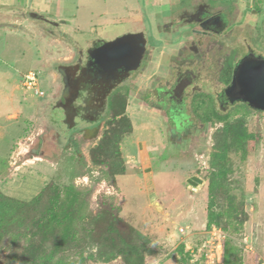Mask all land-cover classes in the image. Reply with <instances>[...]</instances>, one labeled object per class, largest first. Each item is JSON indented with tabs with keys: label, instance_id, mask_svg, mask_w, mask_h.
Instances as JSON below:
<instances>
[{
	"label": "rangeland",
	"instance_id": "obj_1",
	"mask_svg": "<svg viewBox=\"0 0 264 264\" xmlns=\"http://www.w3.org/2000/svg\"><path fill=\"white\" fill-rule=\"evenodd\" d=\"M11 1L0 0V191L28 202L48 185H73L89 220L111 209L131 227L136 248L117 254L80 227L76 249L57 264H264V113L197 121L190 135L171 137L170 121L129 97L114 105L96 139L84 140L82 119L68 130L56 104L57 67L74 53L52 35L108 38L139 28L137 10L156 9L150 0ZM28 12L58 25L24 21ZM29 69L42 95L22 87ZM235 134L246 140L235 143ZM192 175L203 182L188 183ZM221 181L222 206L213 207L221 214L208 227L212 187ZM7 244L0 234V264Z\"/></svg>",
	"mask_w": 264,
	"mask_h": 264
},
{
	"label": "flooded vegetation",
	"instance_id": "obj_2",
	"mask_svg": "<svg viewBox=\"0 0 264 264\" xmlns=\"http://www.w3.org/2000/svg\"><path fill=\"white\" fill-rule=\"evenodd\" d=\"M148 3L156 10L147 15L137 10L133 20L139 28L133 31L121 29L99 40L52 35L74 53L57 67L62 87L55 99L68 130L80 117L77 131L84 140L96 139L114 105L127 104L129 97L170 121L171 137L190 135L197 121L205 125L226 121L233 112L264 113L229 91L244 58L264 57L260 0ZM38 18L58 25L41 14Z\"/></svg>",
	"mask_w": 264,
	"mask_h": 264
},
{
	"label": "trees",
	"instance_id": "obj_3",
	"mask_svg": "<svg viewBox=\"0 0 264 264\" xmlns=\"http://www.w3.org/2000/svg\"><path fill=\"white\" fill-rule=\"evenodd\" d=\"M233 140L238 143L246 138L235 134ZM222 193V181L214 183L208 227L213 216L221 214L213 212V207L222 206ZM81 198L73 185H48L28 202L0 191V234L8 237L4 264H57L59 255L76 249L80 227L117 254L136 249L130 244L131 227L117 213L106 208L89 220ZM229 208L235 209L232 205ZM86 223L88 226H84Z\"/></svg>",
	"mask_w": 264,
	"mask_h": 264
},
{
	"label": "water",
	"instance_id": "obj_4",
	"mask_svg": "<svg viewBox=\"0 0 264 264\" xmlns=\"http://www.w3.org/2000/svg\"><path fill=\"white\" fill-rule=\"evenodd\" d=\"M30 15L38 18L39 14ZM235 69L234 79L229 91L255 109L264 110V57L248 56ZM187 182L196 186L203 180L198 176H191Z\"/></svg>",
	"mask_w": 264,
	"mask_h": 264
},
{
	"label": "built area",
	"instance_id": "obj_5",
	"mask_svg": "<svg viewBox=\"0 0 264 264\" xmlns=\"http://www.w3.org/2000/svg\"><path fill=\"white\" fill-rule=\"evenodd\" d=\"M22 87L26 89H32L34 93L38 95H42L43 93L40 91L38 87V83L36 80V74L34 70H28L23 74Z\"/></svg>",
	"mask_w": 264,
	"mask_h": 264
},
{
	"label": "crops",
	"instance_id": "obj_6",
	"mask_svg": "<svg viewBox=\"0 0 264 264\" xmlns=\"http://www.w3.org/2000/svg\"><path fill=\"white\" fill-rule=\"evenodd\" d=\"M11 2H14V3H15V2H17V1H16V0H12ZM22 3L25 4V0H23ZM28 14H29L28 17H27V15H25L24 17H21V18H24V21L27 20V19L29 20V18H33V17L30 15L29 12H28ZM39 14H41V13H39ZM43 14H44V13H42L41 15H43ZM47 14H48V13H47ZM44 15H46V14H44ZM44 15H43V16H44ZM44 17H45V16H44ZM60 18H61V17H60ZM62 18H64V19H62V20L64 21L65 24L69 23L67 20H65L66 17H62ZM33 19H34V18H33ZM47 19H48V18H47ZM58 20H59V19H58ZM12 23L15 24L16 26H18V25L21 26V23H22V22L19 21V20L14 19V20H12ZM22 25H23V24H22ZM52 40H53V39H52ZM51 42H53V41H51ZM58 44H59V43H58ZM58 57H59V56H58ZM29 70H31V69H29ZM15 113H17V112H15ZM15 116H16V115H15Z\"/></svg>",
	"mask_w": 264,
	"mask_h": 264
}]
</instances>
